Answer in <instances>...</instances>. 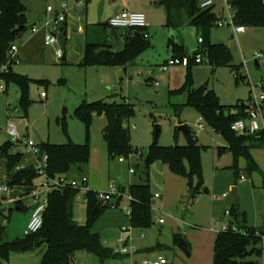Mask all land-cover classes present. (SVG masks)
<instances>
[{"label":"rangeland","instance_id":"rangeland-1","mask_svg":"<svg viewBox=\"0 0 264 264\" xmlns=\"http://www.w3.org/2000/svg\"><path fill=\"white\" fill-rule=\"evenodd\" d=\"M82 1L87 3L89 16L85 15L89 31L82 38L71 34L65 45V60L59 61L53 48L45 41L46 28L42 21L54 19L56 11L65 3L68 9L78 14ZM150 0H148L149 2ZM200 1V0H198ZM27 7V27L15 43L20 47L21 61L12 64L14 72L30 79L29 105H20V89L14 83L7 84L0 78V147L11 138L5 128L12 120L18 123L19 131L26 140L37 144H77L90 145V160L83 171L74 169L66 176L68 180L88 178V189L101 192H121L120 202L114 198L108 208L94 225V231L102 238L103 245L120 253L128 248L129 253L121 259H111L107 264H141V250L146 245H164L169 264L174 262L176 252L187 257L178 246L176 234L188 242V234L212 229L216 233L232 220L231 209L238 207L246 214L249 227L257 228L264 222V147L251 149L258 168L247 170L244 156L238 158L231 151L220 152L226 140L211 126L203 123L201 115L193 107L177 111L170 102L185 101V94L170 97L169 92L186 88L189 79L195 89L206 87L216 93L222 104L234 106L237 102H247L252 87L264 83V27H246L243 33L235 34L234 25L214 26L211 32L213 44H225L232 52V66L207 64L172 65L164 69L176 58V44L184 43L186 56L194 57L202 50L199 35L194 26L184 24L180 29L166 25L165 8L153 7L145 10L151 24L149 46L127 67L120 66H81L85 44L88 40L113 44L116 37L121 40L118 28L104 29L100 22L101 11L110 12L114 0H24ZM217 8L227 17L225 0H215ZM54 10L48 12V7ZM94 20V21H93ZM103 20V19H101ZM108 19H104L107 21ZM66 21H68L66 19ZM95 23V24H94ZM98 23V24H97ZM38 24L39 31L31 30ZM118 48V47H117ZM9 55V52H8ZM8 61V59H7ZM6 61V62H7ZM5 62V63H6ZM4 64H0L3 68ZM245 75L246 78H240ZM3 86V87H1ZM45 94V95H43ZM124 99L134 104L135 114L128 120L131 143L134 153L130 158L109 159L104 128L106 119L96 111L92 112V122L87 128L77 109L84 102L96 101L121 102ZM261 125L262 121L258 119ZM190 127L203 146L201 163L203 182L197 197L191 200L188 195L187 179L174 173L163 160L157 159L146 166V155L150 146L158 142L161 146H184L188 135L179 130L180 125ZM159 129L158 134L156 133ZM25 153L27 146L17 145L14 149ZM141 152V153H140ZM5 162H0V184L7 183L4 171ZM133 170V172H132ZM244 176V180L242 179ZM44 177L36 179L39 190L44 196L46 187ZM147 181L151 193L162 195L153 197V224L140 230L132 229L130 222V186ZM233 187L237 189L234 197ZM15 192H0V209L4 224L8 227L9 238L16 240L24 237L25 228L31 217V208L36 201L32 196L25 197L23 210L18 209ZM85 190L75 200V220L79 224L87 222ZM226 194V196H224ZM2 197L8 198L3 201ZM163 219L164 222L160 223ZM242 220L240 216L239 221ZM215 233V232H214ZM217 236V235H216ZM191 238V237H190ZM213 241V240H212ZM259 246V245H257ZM18 264H37L39 252L13 255ZM256 259V257H250ZM73 264H101L99 258L86 251H79Z\"/></svg>","mask_w":264,"mask_h":264},{"label":"trees","instance_id":"trees-1","mask_svg":"<svg viewBox=\"0 0 264 264\" xmlns=\"http://www.w3.org/2000/svg\"><path fill=\"white\" fill-rule=\"evenodd\" d=\"M159 5L167 11L168 27L179 29L185 23L194 26L203 39L202 52L210 58L215 66H232L233 55L225 44H213L211 32L216 21L220 18L214 6L201 8L198 0H157ZM235 13L236 25L246 27H264V0H228ZM27 7L24 0H0V64H5L8 52L21 32L27 27ZM108 30V24H102ZM110 28V27H109ZM125 37L127 43L124 49L115 51L113 44L108 42L88 40L81 66H120L127 67L149 46V38H145L144 30L128 28ZM62 37H66V25L62 28ZM176 58H189V65L195 64V56H186L184 44H176ZM198 53V52H197ZM196 55V54H195ZM0 78L7 84L14 83L20 89V105L27 109L29 105L28 89L30 79L13 71L0 70ZM240 78H246L241 75ZM170 97L185 94V101L170 105L177 111L185 107H193L225 140L227 145L220 147V152L231 151L236 158L244 156L247 160V170L258 168L252 157L251 149L264 147V131L254 134H242L232 129V124L247 117L249 105L247 102H237L234 106L221 103L218 96L206 87L195 89L191 79L186 88L171 90ZM104 115L107 124L104 128V138L107 145L109 159L130 158L134 153L131 143V132L128 120L135 114L134 104L124 99L121 102L96 101L84 102L77 109L84 119L87 128L92 122V112ZM188 144L184 146H161L154 142L146 155V166L157 159L167 163L170 169L187 179L188 195L191 200L197 197L203 182L201 153L203 146L198 137L194 136L188 127ZM159 131V130H158ZM158 131L156 133L158 134ZM17 144L11 140L0 147V162H5L4 171L10 190L15 192L14 197L19 210L24 208V200L32 196L39 189L36 183L41 175L35 163L25 164V153L16 151ZM48 155L46 172L50 178L66 177L74 169L83 171L90 160V145L69 142L68 144H42ZM141 153V152H140ZM84 177V176H83ZM87 177V176H86ZM67 178V177H66ZM79 180V179H72ZM80 189L72 186L57 188L48 193V206L44 212V224L35 233L22 238L11 240L8 227L0 224V264H18L12 259L13 255L39 252L40 261L37 264H73L79 251H86L96 255L101 264H107L111 259H121L124 254L105 247L100 234L94 231V225L106 211L109 201L101 204L99 191L87 189L85 191L87 205V222L79 224L75 220L74 205ZM130 222L132 229L144 230L152 226L153 195L147 181L130 186ZM120 197L118 198V203ZM4 213V211H3ZM1 213V215H3ZM232 220L240 228L254 234L255 227H249L245 222L246 214L240 213L238 207L231 209ZM240 216L242 220L239 221ZM181 234H176L179 241ZM258 238L254 235H245L241 232L221 230L217 233L214 245L213 264H260L258 257L261 254ZM256 259H250V257Z\"/></svg>","mask_w":264,"mask_h":264},{"label":"built area","instance_id":"built-area-1","mask_svg":"<svg viewBox=\"0 0 264 264\" xmlns=\"http://www.w3.org/2000/svg\"><path fill=\"white\" fill-rule=\"evenodd\" d=\"M227 3V17L222 16L216 21V26L223 27L225 25H234L235 34L243 33L246 28L242 25H236L234 22L235 13L232 9V6L229 4L228 0H225ZM201 8H209L215 5V0H201L199 3ZM48 12H52L54 9L49 6ZM69 12L68 6L63 3L61 8L56 11V16L54 19H46L42 21V26L46 28L45 41L50 45L56 53L57 59L59 61L63 60L65 57V50L62 37V28L66 24L67 14ZM108 25L110 28H137L144 30L145 38H149L148 29L150 23L147 19L146 14L143 11H132V10H123L116 13L112 16ZM32 32L36 33L39 31L38 24H33L31 26ZM199 42L202 43L203 39L200 38ZM20 47L13 43L9 49L8 61L4 64L3 68H0L2 72L10 71L12 64L20 62L21 57L19 55ZM263 54H260L257 58H263ZM195 63L198 64H210V58L204 55L202 52H198L195 55ZM189 65V58L183 57L172 59L167 65L164 66V69H167L168 66L172 65ZM3 87V86H1ZM45 95V94H43ZM249 108L247 111V117L245 119H239L232 124V129L238 131L242 134H254L259 131H264V83L259 84L258 86L252 87V93L249 101H247ZM260 119L263 125L258 121ZM203 118H200V126H203ZM25 120L21 119L18 123L9 120L5 128L7 134L11 138L10 140L17 145L25 144L27 146V151L29 154L33 155L36 158L35 165L39 170L41 176L44 177L43 185L46 187L44 190V196L41 197V191L38 189L32 195V198L36 201L35 205L31 208V217L25 228L24 234L29 235L31 233L37 232L42 228L44 224V212L48 206V193L54 189L62 188L65 186H72L78 189L87 190L88 189V178L86 176L82 177L79 180H68L66 177L50 178L46 172V165L48 161V155L44 151L41 155V146L37 144L32 139H24L19 131V125L24 124ZM133 172V170H132ZM244 176L242 179L244 180ZM111 191L101 192L99 191V198L105 202L111 201L115 197L119 198L122 196L121 192H116L115 188L111 187ZM10 188L7 183L0 184V192H9ZM159 194H156V197H159ZM226 196V194L224 195ZM79 197V195H78ZM131 199V197H130ZM164 220L161 219L160 223H163ZM4 223L3 217L0 214V224ZM222 230H231L234 232H241L245 235H254L258 238V247L261 251L258 261L260 264H264V222L263 225L257 227L254 231V234H251L250 231L240 228L237 223H229L228 225L223 226ZM121 254L127 255L129 249L126 247L121 250ZM135 264H138L135 262ZM141 264H168V259L164 256H159L157 258H144L141 261Z\"/></svg>","mask_w":264,"mask_h":264},{"label":"crops","instance_id":"crops-1","mask_svg":"<svg viewBox=\"0 0 264 264\" xmlns=\"http://www.w3.org/2000/svg\"><path fill=\"white\" fill-rule=\"evenodd\" d=\"M87 2L88 1H86V2L82 1L81 7L82 8L84 7V8L82 10H80L78 14H75L73 11L69 10V12L67 14V20L68 21H66V24H65L66 25V37L64 38V41H63L64 47L68 43L71 34H73V33L76 34L77 39H78L79 36H81L83 38L84 35L87 33V31H89L88 24H87V22L85 23V21H84L85 15H88V17H87L88 19L90 18L89 8H85V7H87V4H88ZM153 7L165 8L164 6L159 5L157 0H150L149 2H148V0H114V5H113L112 9L110 10V12H108L107 14L104 15V8L100 12L101 15L99 17V19H100L99 23L108 24V21L112 16H114L116 13L123 11V10L143 11L145 13V10H151V9H153ZM214 9H215V12L218 14L219 17H222L224 15V12L221 11V9L217 8L216 4L214 5ZM83 10L85 11L84 16H80L81 11H83ZM101 19H103V20H101ZM104 19H108V20L104 21ZM165 20L167 23V11H166V9H165ZM107 28L109 29V27H107ZM150 28H151V24H150V27L148 29V32L150 35L149 39L151 37ZM118 29L120 30L121 40H119L116 37V41L113 42V46H114L115 51H120V50L124 49V47L127 43V40H128L125 37L126 30L121 29V28H118ZM71 37L73 39V36H71ZM200 38H201V36H199V39ZM199 39H198V42H199ZM180 44H182V43H180ZM64 50H65V48H64ZM20 51H21V49H20ZM19 55H20V52H19ZM20 57H21V55H20ZM63 60H65V57ZM102 117H104L106 119V117L104 115H102ZM106 124H107V120H106ZM26 160L27 161H25V164H30V163H35L36 158L33 155L28 153V157L26 158ZM156 194H158V193H156ZM156 194L154 196L155 198H161L162 197V195H160V194H159L160 195L159 197H156ZM115 198L117 199V203H118V198L117 197H115ZM183 198H186V196L184 195ZM7 199L8 198H6V200ZM2 200H3V197H2ZM3 201H5V200H3ZM204 229H206V230L199 231V233L194 232L193 237H192L191 233L188 234V240L189 241L187 242V248L189 250V255H187V257H184L181 255V253L176 252L174 255V262H172V264H213L214 245H215L216 235L218 232L216 233V230L212 231V229H207V228H204ZM167 249H170V248H167V247L165 248L164 245H162L160 243H158L156 245L143 246L142 250L140 251L141 256H142V260L144 258H157L159 256L166 257L165 251ZM135 262L137 263V261H135ZM168 264H169V261H168Z\"/></svg>","mask_w":264,"mask_h":264},{"label":"water","instance_id":"water-1","mask_svg":"<svg viewBox=\"0 0 264 264\" xmlns=\"http://www.w3.org/2000/svg\"><path fill=\"white\" fill-rule=\"evenodd\" d=\"M84 12H85L84 10L81 11L80 16H84ZM178 129H179V130H183V131H185L186 134L189 133V130H188L187 126L184 125V124L180 125V126L178 127ZM158 130H159V129L157 128V131H158ZM40 151H41V155H42V154L44 153V151H45V149H44L43 146H41V150H40ZM232 193H233L234 197L237 198V189H236V187H233V191H232ZM3 200H6V197H3ZM103 203H105L104 200L101 201V204H103ZM3 211H4V209H0V214L3 213ZM178 246H179V248H180L184 253H186L187 255H189V250H188V248H187V242H186L185 239L181 238L180 241H179V243H178Z\"/></svg>","mask_w":264,"mask_h":264}]
</instances>
